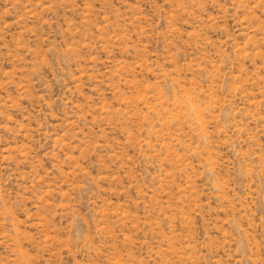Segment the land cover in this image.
I'll return each mask as SVG.
<instances>
[{"label": "rangeland", "instance_id": "374dc122", "mask_svg": "<svg viewBox=\"0 0 264 264\" xmlns=\"http://www.w3.org/2000/svg\"><path fill=\"white\" fill-rule=\"evenodd\" d=\"M0 264H264V0H0Z\"/></svg>", "mask_w": 264, "mask_h": 264}]
</instances>
